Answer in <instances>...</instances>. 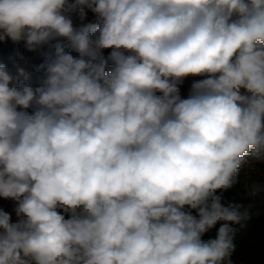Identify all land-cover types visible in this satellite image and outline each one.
I'll list each match as a JSON object with an SVG mask.
<instances>
[{
  "label": "clouds",
  "instance_id": "1",
  "mask_svg": "<svg viewBox=\"0 0 264 264\" xmlns=\"http://www.w3.org/2000/svg\"><path fill=\"white\" fill-rule=\"evenodd\" d=\"M5 39L54 52L36 87L0 64V264H233L259 215L224 193L264 162V0H0Z\"/></svg>",
  "mask_w": 264,
  "mask_h": 264
},
{
  "label": "trees",
  "instance_id": "2",
  "mask_svg": "<svg viewBox=\"0 0 264 264\" xmlns=\"http://www.w3.org/2000/svg\"><path fill=\"white\" fill-rule=\"evenodd\" d=\"M53 52L54 50L48 45L29 51L25 42L14 43L11 39H5L0 41V64L6 66L13 77L36 87L43 75V69L40 66ZM21 69L27 75V80L20 74ZM255 183L264 185V162L250 160L240 169L238 183L224 193L225 200L244 204L252 203L253 213H259L243 227L234 225L236 248L232 255L233 264H264V190L254 198L246 196L250 186ZM258 224L260 230L254 232L253 227ZM218 227L219 224L216 228ZM216 228L206 233L204 239L214 238Z\"/></svg>",
  "mask_w": 264,
  "mask_h": 264
},
{
  "label": "rangeland",
  "instance_id": "3",
  "mask_svg": "<svg viewBox=\"0 0 264 264\" xmlns=\"http://www.w3.org/2000/svg\"><path fill=\"white\" fill-rule=\"evenodd\" d=\"M68 15L70 16V18L73 20V24L74 26H79L81 23L87 24V23H95L96 17L95 15L91 12V11H87V16L86 19L84 21H81L78 15V11H72L70 13H68ZM63 43L65 44V50L66 51H71L69 48H67V41H63ZM72 55L76 56L78 55L75 52L71 53ZM105 56L108 55V51H105ZM194 79H198V78H194V77H189L186 78L184 83L180 86V91H181V95L186 97L188 94V89L191 85V83L193 82ZM0 208H2L4 211L11 213L12 215V219L13 221L16 220V215L14 212V208H15V204L13 201L11 200H4L2 198H0ZM259 229V224L256 227H253V231L256 232Z\"/></svg>",
  "mask_w": 264,
  "mask_h": 264
}]
</instances>
